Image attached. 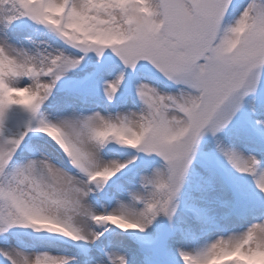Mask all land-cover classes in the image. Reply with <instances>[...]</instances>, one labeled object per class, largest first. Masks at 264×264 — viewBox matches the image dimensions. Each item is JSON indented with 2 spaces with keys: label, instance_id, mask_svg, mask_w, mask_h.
<instances>
[{
  "label": "snow or ice",
  "instance_id": "snow-or-ice-1",
  "mask_svg": "<svg viewBox=\"0 0 264 264\" xmlns=\"http://www.w3.org/2000/svg\"><path fill=\"white\" fill-rule=\"evenodd\" d=\"M181 261L264 264V0H0V264Z\"/></svg>",
  "mask_w": 264,
  "mask_h": 264
},
{
  "label": "rangeland",
  "instance_id": "rangeland-1",
  "mask_svg": "<svg viewBox=\"0 0 264 264\" xmlns=\"http://www.w3.org/2000/svg\"><path fill=\"white\" fill-rule=\"evenodd\" d=\"M36 39L40 40L41 37L39 35H37ZM57 39L58 38H55L54 36H52L50 38H46L45 43L51 44L53 47H57V46H59V44L56 42ZM59 43H62V42H59ZM65 47H67V46H65ZM133 83H134V80H129L126 84L122 85L120 92H118V94L114 97V99L112 101H106L102 96V92H99L96 89L90 90L89 99L93 105H96V104L100 105V108L97 110H101L104 107V105L107 104L109 112L115 113L117 111H122V110H124V106L126 103L125 98L126 97L131 98V96H132V91H133L132 84ZM136 103L138 105L139 101L137 100ZM229 171L232 173V175L234 177L237 178L236 182L240 183L239 182V176L241 174L235 172V170L231 169L230 166H229ZM181 264H182V261H181Z\"/></svg>",
  "mask_w": 264,
  "mask_h": 264
}]
</instances>
